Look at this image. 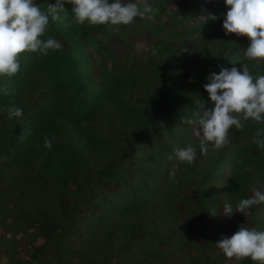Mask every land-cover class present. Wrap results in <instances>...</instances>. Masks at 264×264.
<instances>
[{
  "label": "rangeland",
  "instance_id": "rangeland-1",
  "mask_svg": "<svg viewBox=\"0 0 264 264\" xmlns=\"http://www.w3.org/2000/svg\"><path fill=\"white\" fill-rule=\"evenodd\" d=\"M35 2L47 10L56 0ZM148 3L158 9L153 20L137 17L130 25L108 26L74 23L66 4L60 21L50 20L42 37L55 38L62 48L46 56L22 53L18 74L0 77V264H244L228 259L216 243L241 225L264 231V204L247 216L236 212L253 189L264 192V152L253 142L264 125L242 121L241 130L230 129L227 146L213 151L208 145L204 155L193 135L197 125L182 123V117L198 120L213 106L204 89L213 73L248 63L256 76L264 62L246 61L250 40L225 33V0ZM209 13L218 19H198ZM77 31L74 46L70 40ZM166 66L171 96L182 98L176 105L191 109L164 110L145 129L141 118L151 103L162 102L160 74ZM13 102L22 117L9 118ZM138 126L141 136L126 153ZM22 133L30 134L21 138ZM10 141L15 148L5 146ZM189 143L196 160L170 177L176 161L167 157ZM58 157L70 177L76 175L69 188L85 195L81 202L74 192L62 197L66 180ZM45 169L61 184L43 178ZM224 202L232 205L231 216L224 214ZM48 215L58 224L49 244L32 226L44 225L41 218Z\"/></svg>",
  "mask_w": 264,
  "mask_h": 264
},
{
  "label": "clouds",
  "instance_id": "clouds-1",
  "mask_svg": "<svg viewBox=\"0 0 264 264\" xmlns=\"http://www.w3.org/2000/svg\"><path fill=\"white\" fill-rule=\"evenodd\" d=\"M72 6L73 21L76 24L88 23L93 26L130 25L137 17L153 20L158 9L148 0H56L42 10L35 0H0V77L12 78L21 68L20 55L25 52L47 55L49 50H60L61 43L49 36L42 39L48 31L50 20L60 21V12L64 6ZM228 8L223 21L226 34L247 37L249 46L245 49L246 61L264 62V0H225ZM198 19L204 21L217 20L209 13ZM210 102L213 105L199 116L198 120L182 117V123L197 125L193 135L199 139L200 152L207 155L208 145L212 150H219L230 143V129L243 128L242 121H253L264 125V75L254 76L248 63L223 68L219 74L213 73L204 85ZM8 116L20 118L23 109H8ZM25 134L22 133V137ZM260 149H264V128L254 134L253 141ZM44 147L51 148L52 141L45 136ZM197 151L192 143L184 148L174 150V155L167 159L176 163L169 172L175 177L180 165L193 164ZM264 204V192L253 189L249 198L241 199L236 205V212L249 215L253 206ZM227 216L233 214L232 205L224 202ZM216 246L228 259L237 261L250 259L253 264H264V231L247 228L241 225L230 238L222 237Z\"/></svg>",
  "mask_w": 264,
  "mask_h": 264
},
{
  "label": "trees",
  "instance_id": "trees-1",
  "mask_svg": "<svg viewBox=\"0 0 264 264\" xmlns=\"http://www.w3.org/2000/svg\"><path fill=\"white\" fill-rule=\"evenodd\" d=\"M49 4H55V2H52V3H49ZM46 6L48 7V5H46ZM55 28H56L58 34L62 36L63 35L62 31H60V29L58 27H55ZM104 34L105 35H108L109 33L107 31H105ZM76 35L77 36L74 39H71L70 40L71 43L74 44V46L75 45L77 46V44H79V40L78 39L81 36L80 34H78V31L76 32ZM167 64H168V62H167ZM86 72L87 73H91V72H93V70L90 69V70H87ZM81 74L83 75V73H81ZM258 75H256V76H258ZM260 75H264V71H262ZM168 79H169L168 78V69H167V66H166L163 69V71L161 72V74H160V85L162 86V90H163V95H162V98H161L162 102H161L160 105H154V103H151L150 107L148 108L149 114L146 117L141 118V121L145 123V126H144L145 129L148 128V127H150L152 124H154V121L156 119L160 118V116L164 112V110H168L169 108H172V107L178 108L177 111H180V110H190L191 109V106H189V105H187L185 103L183 105H180L179 107H178V105H176L175 102L176 101H181L182 98L180 97V95H175L173 97L171 96L170 88H169V80ZM163 104H167V106H163ZM181 112H178V113L181 114ZM137 113L140 115L139 112H137ZM110 117H111V119L114 122L115 116L112 113H110ZM138 127H137V130H136V133L133 135V137L130 139V141L127 144V147L125 149V152L126 153H128V150H130L133 147V145L136 143V141L138 140V138L141 136L142 127H139V128ZM8 137H10V139L12 141L15 140V138H13L10 134L8 135ZM2 140H4V139H2ZM5 146H10L11 148H15L16 147V145L15 144H12L11 141H10V143H8ZM258 150L261 153L264 152V149H260L259 147H258ZM42 152L40 154H43ZM49 153L51 155V151ZM50 155H48L46 157L44 156V158L42 160L43 161L42 162V165L48 164L49 157H51ZM56 160L58 161V163L60 165V168H61V176H63L65 178V180H66V184L64 185L65 187H64V192H63L62 197L63 198H66L67 196H69L70 194H73V192H74V194L76 196L79 195V198H80V199H77V203L78 202H81V200L85 198V195H83V194L81 195V193H78V191L75 192V191H72L69 188V182H74V180L76 179V175L71 178L70 177L69 168L67 167V164L63 161V159L60 158V157H58ZM41 174H42L43 178H50V176H52L57 182L60 183L59 178L57 176L55 177V175H53V173L51 171H49V170H46L45 169V170L42 171ZM77 186H78L79 189L84 187L83 184L82 185L79 184ZM63 200H65V199H63ZM201 208H202V211H203L202 218H203V221H204L205 220L204 218L206 216V213H205L206 210L204 208L203 201H201ZM42 213H45V212L42 211ZM66 213L63 215L64 217L67 216ZM48 217H49V215L41 218V220H42L41 222H44V225H42L40 222H38V223L33 222L32 223L33 224L32 226L34 228H36V229H38V228L41 229V234L47 236V238H48V244H49L52 241L51 240V237H50L51 236L50 235V232H53V231L57 230L58 224H57L56 221H53L52 223H50L51 221H50V219ZM208 224L210 225L209 222H205L204 223V226L206 227V226H208ZM43 226L46 228L45 230L43 229ZM209 246L210 245H207L205 248L206 249H209ZM205 256H207L206 257V260H208L210 262L212 261V260L208 259V254L206 252H205ZM244 264H253V262L250 259H247V260H245Z\"/></svg>",
  "mask_w": 264,
  "mask_h": 264
}]
</instances>
